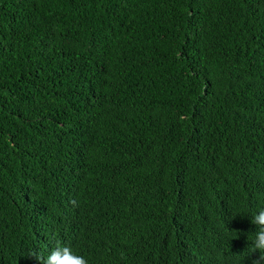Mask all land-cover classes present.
I'll return each mask as SVG.
<instances>
[{
    "label": "trees",
    "instance_id": "trees-1",
    "mask_svg": "<svg viewBox=\"0 0 264 264\" xmlns=\"http://www.w3.org/2000/svg\"><path fill=\"white\" fill-rule=\"evenodd\" d=\"M264 0H0V264H251Z\"/></svg>",
    "mask_w": 264,
    "mask_h": 264
},
{
    "label": "clouds",
    "instance_id": "clouds-1",
    "mask_svg": "<svg viewBox=\"0 0 264 264\" xmlns=\"http://www.w3.org/2000/svg\"><path fill=\"white\" fill-rule=\"evenodd\" d=\"M256 231L251 240V252H259V256L251 264H264V208L251 218ZM26 257L34 259L37 264H89L87 258L73 249L70 244L57 241L47 254L30 252Z\"/></svg>",
    "mask_w": 264,
    "mask_h": 264
}]
</instances>
